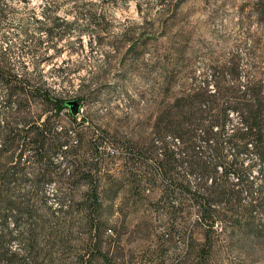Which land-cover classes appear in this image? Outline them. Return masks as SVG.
Instances as JSON below:
<instances>
[{"label": "trees", "instance_id": "trees-1", "mask_svg": "<svg viewBox=\"0 0 264 264\" xmlns=\"http://www.w3.org/2000/svg\"><path fill=\"white\" fill-rule=\"evenodd\" d=\"M241 14L234 47L199 72L182 34L167 40L125 132L71 113L84 95L49 81L41 37L29 61L0 43V264H125L136 231L143 264H217L224 246L264 243V0Z\"/></svg>", "mask_w": 264, "mask_h": 264}, {"label": "rangeland", "instance_id": "rangeland-1", "mask_svg": "<svg viewBox=\"0 0 264 264\" xmlns=\"http://www.w3.org/2000/svg\"><path fill=\"white\" fill-rule=\"evenodd\" d=\"M253 1L5 0L0 43L13 44L15 57L29 61L30 37H41L40 53L48 57L41 67L49 81L65 95L83 94L81 114L93 113L95 127L125 132L142 120L145 91L157 85L160 62L173 50L167 40L182 34L188 60L197 56L195 63L186 61L188 69L199 72L204 57L234 47L242 7ZM55 19L57 33L47 37L41 27L53 26ZM67 26L83 31L59 38ZM83 85H89V92L80 91ZM146 237L138 231L126 236L125 264H143L136 252ZM221 252L217 264H264V243L224 246Z\"/></svg>", "mask_w": 264, "mask_h": 264}, {"label": "water", "instance_id": "water-1", "mask_svg": "<svg viewBox=\"0 0 264 264\" xmlns=\"http://www.w3.org/2000/svg\"><path fill=\"white\" fill-rule=\"evenodd\" d=\"M66 104L69 106L73 115H78L83 111L81 103L77 99H69Z\"/></svg>", "mask_w": 264, "mask_h": 264}]
</instances>
